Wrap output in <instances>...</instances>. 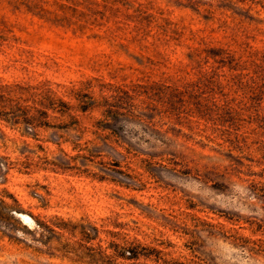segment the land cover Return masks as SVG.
I'll list each match as a JSON object with an SVG mask.
<instances>
[{"label": "rangeland", "instance_id": "rangeland-1", "mask_svg": "<svg viewBox=\"0 0 264 264\" xmlns=\"http://www.w3.org/2000/svg\"><path fill=\"white\" fill-rule=\"evenodd\" d=\"M0 264H264V0H0Z\"/></svg>", "mask_w": 264, "mask_h": 264}, {"label": "trees", "instance_id": "trees-1", "mask_svg": "<svg viewBox=\"0 0 264 264\" xmlns=\"http://www.w3.org/2000/svg\"><path fill=\"white\" fill-rule=\"evenodd\" d=\"M208 54H211L212 56H217L216 53H210L209 52ZM79 96L83 97V95H79ZM130 99H132V98H130ZM123 104H124V102L122 101L121 97L118 95L117 96H111L110 98H105L104 102L102 104V107L104 108L103 115L105 116L106 120H114L115 121V120H118L119 118L125 117V116H132V117H135L139 120L142 119L141 115H138V116L135 115L136 110L139 109L138 106L126 103V104H128L127 105L128 106L127 113H122V110L124 109ZM168 105H169L170 112L174 113L179 118V115L182 113V112H180V109L175 107L174 103L170 100L168 101ZM93 107H94V103H91L90 101H84L83 100V101H80L78 108L83 113H85V112L91 110ZM26 122L27 123L39 122V120L35 119V118H31V119H27ZM41 124H43V123H41ZM132 253H133L132 258H135L136 253L133 251H132Z\"/></svg>", "mask_w": 264, "mask_h": 264}]
</instances>
